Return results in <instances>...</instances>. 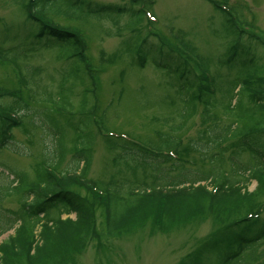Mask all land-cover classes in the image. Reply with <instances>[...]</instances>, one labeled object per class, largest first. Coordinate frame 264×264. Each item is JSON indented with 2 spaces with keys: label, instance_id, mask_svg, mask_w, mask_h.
I'll return each instance as SVG.
<instances>
[{
  "label": "rangeland",
  "instance_id": "1",
  "mask_svg": "<svg viewBox=\"0 0 264 264\" xmlns=\"http://www.w3.org/2000/svg\"><path fill=\"white\" fill-rule=\"evenodd\" d=\"M88 1L121 5L123 0ZM142 1H151L150 11L155 17L153 30L157 34L148 38L146 47L169 48L187 42L195 50L193 55H184L189 60L188 66L193 68V76L199 72L204 75L206 84L211 81L212 89L213 84L218 87L206 124L200 119L196 102V113L183 121L182 114L189 112H181L182 100H186L189 94L178 90L179 75L156 68L150 55L132 52L133 41L129 39L132 33L125 29L126 16L114 22L105 18H53L59 25L79 29L85 45L84 62L97 74L93 85L86 78L82 82L73 78L62 85L60 72L63 68L70 72L69 59L61 57L59 50L51 45L52 40L43 38L37 41L29 36L32 26L24 22L21 8L14 4V0H0V48L6 56L0 60V86L19 90L21 95H15L19 102L26 101L25 90L28 89L32 98L27 110L23 111L26 115L21 113L22 125L11 130V140L0 148V215L19 207L18 195L3 194L8 181L15 175H22L27 183L32 182L37 166L43 168L44 162L48 163L54 148L52 133L55 139L62 137L64 157L58 171L71 168L67 164L72 154L74 134L83 133L86 139L82 141L90 152L88 179L103 182L111 178L125 179L137 187L151 185L159 172L155 163L139 158L137 162L129 160L119 155L121 149L110 146L111 142H117L115 146L121 143L119 140L132 145L137 143L149 152L146 159L150 158V153H157L179 161L182 149L187 148L188 164L159 165L169 178L207 171L209 154L222 151L212 147V129L214 124L223 127L228 123L229 112H224V105L238 65L220 61L229 41L222 34L220 18L208 0ZM226 2L230 10L240 11L247 22L252 20L260 35L258 38L264 43V0ZM250 53L255 58L252 64L245 62L241 78L264 72V49L254 45ZM136 57L143 60V66L136 63ZM203 64L207 65L208 71ZM22 74L29 83L27 88L24 86L25 90L18 89L16 84ZM10 102L11 99H4L0 103L5 106ZM233 152L230 147L222 154L221 168L230 166L228 159ZM181 156L185 157L184 154ZM232 156L236 157L237 164L248 161V155L238 151ZM241 178H238L240 185L252 191L255 181L246 183ZM257 205L262 209L259 215V221H262L264 196L257 200ZM69 217L74 219L75 215ZM95 217L99 229L100 213L96 212ZM214 227L210 219L173 227L166 233L149 234L147 225L132 227L119 237L89 241L74 254L70 264H176L206 241ZM11 234L13 229L3 234L0 242ZM263 248L264 240L258 245L259 250Z\"/></svg>",
  "mask_w": 264,
  "mask_h": 264
},
{
  "label": "trees",
  "instance_id": "2",
  "mask_svg": "<svg viewBox=\"0 0 264 264\" xmlns=\"http://www.w3.org/2000/svg\"><path fill=\"white\" fill-rule=\"evenodd\" d=\"M208 1L220 18L222 34L229 39L220 61L238 65L224 105V112H229L228 123L223 127L214 124L212 129V147L222 151L209 154L208 170L169 178L159 165L188 164L187 148L182 149L179 161L152 153L146 159L149 152L144 148L119 140L121 143L116 146L117 142L110 143V146L121 149L119 155L136 162L139 158L155 163L159 172L154 181L151 185L137 187L125 179L91 180L87 177L90 152L82 141L86 139L85 134L75 132L67 164L71 168L58 171L64 157L62 137L55 139L52 133L53 155L47 159L48 163L44 162L46 167L37 166L32 182L27 183L24 176L15 175L4 188V195H18L19 207L0 215V237L13 229V234L0 242V264H70L74 254L91 240L119 237L140 225H147L149 234L166 233L173 227L207 219L215 226L212 234L176 264H264V248L258 249L264 240V219L259 221L262 209L257 205V200L264 196V72L246 78L240 75L245 62L252 64L255 58L250 53L252 47L264 49V43L240 28L242 14L238 10L226 9V0ZM121 2L116 5L88 0H14V4L21 8L24 22L32 26L29 36L37 41L43 38L52 40L51 45L59 50L61 57L69 59L70 72L65 71L66 68L60 72L62 85L73 78L81 82L86 78L93 85L97 74L84 62L85 45L79 29L59 25L53 18H105L114 22L126 16L125 29L132 33L129 37L133 41L132 52L150 55L156 68L179 75V79L176 78L180 80L178 90L189 94L186 100H182L181 112H189L182 114L183 121L196 113L197 103L200 119L206 124L218 87L213 84L212 89L199 72L193 76V68L188 66L189 60L184 55H193L195 50L183 42L179 43V49L171 45L169 48L154 46L151 53L145 45L153 36L146 32L150 21L145 18L151 1ZM2 51L0 48V60L6 57ZM136 63L139 66L144 64L139 57H136ZM203 65L208 71L207 65ZM19 83L22 87L29 86L24 74L16 83L18 89ZM28 90H25L27 100L19 102L15 99L16 94H21L19 90L0 86V102L11 99L8 105L0 103V148L11 140V130L22 125L21 113L26 115L23 111L32 102ZM230 147L234 149L228 159L230 166L223 169L222 154ZM237 151L247 154L248 161L237 164L236 157L232 156ZM237 176L246 183L254 180V189L248 191L245 185H240L238 178L235 179ZM96 212L100 213L99 229ZM70 214L75 218H70ZM62 215L66 217L62 218Z\"/></svg>",
  "mask_w": 264,
  "mask_h": 264
}]
</instances>
